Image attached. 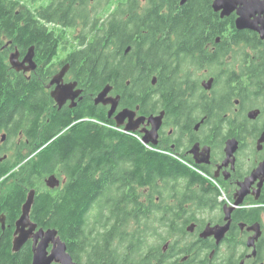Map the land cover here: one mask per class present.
<instances>
[{
  "label": "trees",
  "instance_id": "obj_1",
  "mask_svg": "<svg viewBox=\"0 0 264 264\" xmlns=\"http://www.w3.org/2000/svg\"><path fill=\"white\" fill-rule=\"evenodd\" d=\"M97 1L0 0V132L22 129L29 135L32 130L29 137L37 145L34 151L44 148L38 156L37 170L61 175L62 164H70L67 188L38 196L34 219L41 229L59 232L76 262L158 264L160 247L150 239L156 234L155 224L143 222V189L153 183L156 187L158 177L182 175L186 170L149 149L138 134L117 130L93 98L110 85L114 94L122 96L123 106L142 107L143 93L157 89L152 85L156 78L164 84L172 66L158 55L161 43L179 44L174 51L187 56L181 61L189 74L200 63V58L190 53L211 43L216 51L207 56L208 67L214 75L220 69L211 108L221 110L223 100L237 90V82L230 84L229 89L222 88L224 74L219 66L223 45H244L245 57L250 59V81L255 84L258 78L264 79L255 70L264 65V59L256 66L258 59L253 60L249 52L256 51L255 45L262 41L256 34L237 30L235 16L222 19L213 10L214 0H188L184 6L181 1L172 0L169 9L177 14L150 18L144 24L145 32L138 33L140 43L136 46L135 41L127 40L128 34L113 26L110 17L113 8L128 11L130 4L126 0H104L97 5ZM169 2L156 0L158 9L153 7L151 11L163 10ZM114 42L135 47L118 59L116 56L123 52L114 49ZM31 48L35 49L39 69L29 79L12 68L9 54L18 50L24 56ZM61 54L67 57L72 74L86 92L84 104L74 112L53 109V100L46 91ZM258 84L264 88V82ZM254 90L252 86L246 88L250 98L254 97ZM10 169L0 167V175ZM117 182L124 187L113 193L111 187ZM153 193L156 195V191ZM17 196L7 200L12 209L18 206ZM128 199L132 219L125 229L120 223L125 208L120 204ZM114 208L120 210V225L116 227L112 226ZM93 211L97 213L92 219ZM3 251V264L31 263L29 251L21 257L12 253L11 241L5 242Z\"/></svg>",
  "mask_w": 264,
  "mask_h": 264
},
{
  "label": "flooded vegetation",
  "instance_id": "obj_2",
  "mask_svg": "<svg viewBox=\"0 0 264 264\" xmlns=\"http://www.w3.org/2000/svg\"><path fill=\"white\" fill-rule=\"evenodd\" d=\"M170 2L163 10L151 11L153 7L158 9L156 0H126L130 9L121 12L113 8L111 23L128 34L127 40L135 41L137 46L140 43L138 33L145 32L144 24L150 18L177 14L169 9ZM244 31L256 34L262 41L255 45L256 51L251 49L249 52L253 60L258 59V66L260 59H264V40L254 31ZM216 42L220 44V41ZM178 46L164 42L158 46L159 57L166 59L172 65V70L168 68L169 74L164 84L159 83L157 78L153 80L152 85L157 86V89L143 93L142 107L123 106L122 96L113 91L110 96L121 98L114 115H109L112 105H96V98H93L94 104L98 109L102 108L108 120L125 134H130L125 132L130 122L126 120L118 128L116 117L121 111H135L136 121L146 118L135 133L140 136V141L143 144L144 140L149 141V145H144L186 170L182 175L158 177L156 187L153 183L143 189V222L155 224L156 234L150 239L160 247L158 264H264V175L261 173L259 177L251 179L264 164V142L260 143L264 136V94L261 96L264 88L260 89V84L257 85L264 79L258 78L255 84L250 81V59L245 57L243 44H224L222 66H219L224 74L222 88L229 89L230 84L237 82V90L223 100L224 107H220L221 110L211 108L212 97L218 88L220 69L214 75L208 67L207 56L216 51V46L206 43L199 46L201 51L190 53L200 58L198 69L189 70L191 74L187 73L181 61L187 56L174 51ZM113 47L122 50L123 53L116 56L121 59L135 45L114 42ZM24 56L21 54V60ZM66 59L65 55H60L57 72L50 77L46 91L53 100V109L74 112L79 105L84 104L86 92L72 74ZM66 65H69V70L63 83H76L78 86L73 93L81 90L82 94L75 100H67L60 107L52 97L57 85H51V82ZM38 69L19 73L31 79ZM255 70L264 75V65ZM210 80L213 84L208 89L206 83ZM251 86L255 88L253 98L246 91ZM252 112H257L255 118L250 117ZM152 116L163 117L157 136L151 134L153 125L149 119ZM132 124L135 126L136 122ZM31 135L32 130L28 135L22 129L0 132V167L11 168L4 176L0 175V264H3L5 242L9 241L14 255L21 257L24 251H29L32 256L30 264L33 263V239L20 251H13L17 222L23 216V207L29 194L35 192L30 221L37 222L34 219L36 198L42 194L64 191L70 179L68 162L62 164L61 175L37 170L38 156L44 148L34 151L37 145L31 142ZM232 140L237 142V148L233 155H229L228 143ZM246 184L247 188L244 187ZM123 187L122 182H117L112 185L111 191L117 193ZM242 191L245 195H241ZM16 194L18 206L12 209L7 200ZM120 205L125 208L120 223L127 229L132 219L131 203L128 199ZM118 211L114 208L112 212L114 227L120 225L117 222Z\"/></svg>",
  "mask_w": 264,
  "mask_h": 264
},
{
  "label": "water",
  "instance_id": "obj_3",
  "mask_svg": "<svg viewBox=\"0 0 264 264\" xmlns=\"http://www.w3.org/2000/svg\"><path fill=\"white\" fill-rule=\"evenodd\" d=\"M188 0H181V6H184ZM213 10L219 14L222 19L232 17L236 14L235 26L237 30L244 31L250 30L258 33L262 40H264V0H214ZM10 65L17 72L29 73L38 69L36 62L35 49L31 48L28 53L21 60V54L18 50L11 54ZM69 70V65H66L61 72L54 77L51 85H57V88L52 92V97L57 101L60 107H63L64 103L69 100H75L82 94L81 90L73 91L78 86L76 83L64 84L63 80ZM213 81L210 80L206 83L208 89L211 88ZM113 88L107 86L95 99L96 105H112V109L109 115L115 114L120 102V97L110 96ZM257 112L250 114L251 118H255ZM136 112L130 109H124L117 117L116 121L118 128H121L126 120H129V125L126 127L125 132L135 134L138 126L145 121L146 118H139L137 121ZM163 117H151L149 123L153 125L151 134L157 136L158 130L162 124ZM136 122L134 126L132 123ZM264 142V136L260 143ZM145 145H149L150 142L144 140ZM237 148V142L232 140L228 143V153L233 155ZM264 175V164L261 165L251 179L259 177L260 174ZM245 188L248 187L246 184ZM241 195H245L241 192ZM35 201V192L29 194L28 200L23 207V216L17 222L16 239L14 242V252H18L22 247L30 240H34L33 248V263L32 264H79L74 260L72 255L68 251L67 244L62 240L59 232L55 229L44 230L39 229L38 225L30 221V213Z\"/></svg>",
  "mask_w": 264,
  "mask_h": 264
},
{
  "label": "rangeland",
  "instance_id": "obj_4",
  "mask_svg": "<svg viewBox=\"0 0 264 264\" xmlns=\"http://www.w3.org/2000/svg\"><path fill=\"white\" fill-rule=\"evenodd\" d=\"M99 1L102 2V3H104V0H98V1L96 2L97 5L99 4ZM94 5H95V3H94ZM14 52H15V51H11L10 54H9V57H10L11 54L14 53ZM9 63H10V61H9ZM96 213H97V211H93V212H92V214H91V218H92V219L95 217Z\"/></svg>",
  "mask_w": 264,
  "mask_h": 264
},
{
  "label": "bare ground",
  "instance_id": "obj_5",
  "mask_svg": "<svg viewBox=\"0 0 264 264\" xmlns=\"http://www.w3.org/2000/svg\"><path fill=\"white\" fill-rule=\"evenodd\" d=\"M100 51V50H99ZM44 64V63H43ZM15 70V69H14ZM17 72V71H16Z\"/></svg>",
  "mask_w": 264,
  "mask_h": 264
}]
</instances>
